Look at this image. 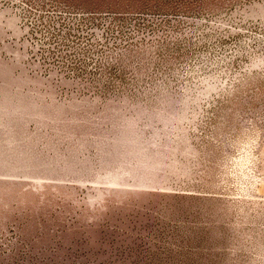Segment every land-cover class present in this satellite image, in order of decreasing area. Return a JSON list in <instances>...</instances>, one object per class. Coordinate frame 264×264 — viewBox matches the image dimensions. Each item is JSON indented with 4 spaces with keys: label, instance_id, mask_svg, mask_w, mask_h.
Returning <instances> with one entry per match:
<instances>
[{
    "label": "rangeland",
    "instance_id": "obj_1",
    "mask_svg": "<svg viewBox=\"0 0 264 264\" xmlns=\"http://www.w3.org/2000/svg\"><path fill=\"white\" fill-rule=\"evenodd\" d=\"M0 264H264V0H0Z\"/></svg>",
    "mask_w": 264,
    "mask_h": 264
}]
</instances>
